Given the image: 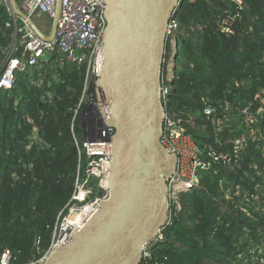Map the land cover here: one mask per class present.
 Wrapping results in <instances>:
<instances>
[{
    "label": "built area",
    "instance_id": "obj_1",
    "mask_svg": "<svg viewBox=\"0 0 264 264\" xmlns=\"http://www.w3.org/2000/svg\"><path fill=\"white\" fill-rule=\"evenodd\" d=\"M6 1L0 0V4L5 5ZM229 1L233 9L222 10L215 23L226 37L233 34V25L241 22L248 11L241 0ZM56 3L57 0H20L19 5L30 18L45 16L51 19ZM104 9L102 0H61L55 35L49 41L37 37L24 22L17 25L18 20L10 16L13 40L0 67V90H10L16 74L48 63L53 56L58 57L60 66L68 62L85 69L82 92L70 127L78 156L73 192L56 216L48 249L27 264H42L51 251L68 241L73 230L84 226L100 202L108 197L113 130L106 125L105 108L97 98V81L103 61ZM256 19V15L249 17V23ZM201 30L197 25L182 26L175 15L170 17L165 28L159 89L163 107L160 143L168 154L175 156V172L166 180L168 209L164 224L142 246L137 264H169L166 257L151 262L153 250L166 243V230L176 215L187 217L182 195L193 190H203L210 195L200 184L201 173L217 179L215 193L210 196L216 210L211 235L224 230L226 234L231 225L240 226L233 244L235 252L223 259L225 263L264 264V85L253 93L250 91L252 81L259 82L260 78L246 74L233 80L223 98L216 103H204L200 122L190 111H170L165 107L170 83L178 69V39ZM250 31L251 25L246 33ZM19 49L20 55L16 56L14 53ZM76 117L80 140L73 131ZM193 130L199 139L193 136ZM85 209H88L87 216L77 218ZM186 224L191 226L188 221ZM208 239L216 247L218 245L217 249L229 250L230 241L223 245L212 236ZM13 260L8 249L1 251L0 264H12ZM205 264L223 262L210 259Z\"/></svg>",
    "mask_w": 264,
    "mask_h": 264
},
{
    "label": "trees",
    "instance_id": "obj_2",
    "mask_svg": "<svg viewBox=\"0 0 264 264\" xmlns=\"http://www.w3.org/2000/svg\"><path fill=\"white\" fill-rule=\"evenodd\" d=\"M241 1L248 11L226 37L215 23L222 10L233 9L229 0H180L175 8L178 22L202 30L178 39V69L170 83L168 110L190 111L200 122L204 103L223 98L233 80L258 76L259 82L252 81V93L264 85V1ZM255 15L257 19L249 23ZM249 25L251 31L246 33ZM12 40L11 17L0 4V67ZM14 54L19 56L18 51ZM84 73V67L73 63L60 66L53 56L48 63L16 74L10 90H0V253L8 249L12 264H27L48 249L56 216L73 192L78 156L70 127ZM73 131L80 140L77 117ZM192 134L199 139L195 130ZM216 183V177L201 173L200 184L210 195L203 190L182 195L187 217L173 218L166 243L153 250L151 262L166 257L169 264H205L210 259L228 264L223 259L235 252L240 226L211 235L216 210L210 196ZM211 236L223 245L230 241L229 250L217 249L208 239Z\"/></svg>",
    "mask_w": 264,
    "mask_h": 264
},
{
    "label": "water",
    "instance_id": "obj_3",
    "mask_svg": "<svg viewBox=\"0 0 264 264\" xmlns=\"http://www.w3.org/2000/svg\"><path fill=\"white\" fill-rule=\"evenodd\" d=\"M60 1L47 34L17 0L5 5L12 18L49 41L55 35ZM102 2L105 29L97 98L113 130L108 197L42 264H137L142 246L164 224L168 209L166 180L175 172L176 159L160 143L159 89L165 28L180 0Z\"/></svg>",
    "mask_w": 264,
    "mask_h": 264
},
{
    "label": "rangeland",
    "instance_id": "obj_4",
    "mask_svg": "<svg viewBox=\"0 0 264 264\" xmlns=\"http://www.w3.org/2000/svg\"><path fill=\"white\" fill-rule=\"evenodd\" d=\"M32 19L40 30H44L46 34L49 32L51 25V19L49 17H33Z\"/></svg>",
    "mask_w": 264,
    "mask_h": 264
},
{
    "label": "bare ground",
    "instance_id": "obj_5",
    "mask_svg": "<svg viewBox=\"0 0 264 264\" xmlns=\"http://www.w3.org/2000/svg\"><path fill=\"white\" fill-rule=\"evenodd\" d=\"M88 209H85L82 214L78 215L77 218L82 219V217L87 216Z\"/></svg>",
    "mask_w": 264,
    "mask_h": 264
},
{
    "label": "crops",
    "instance_id": "obj_6",
    "mask_svg": "<svg viewBox=\"0 0 264 264\" xmlns=\"http://www.w3.org/2000/svg\"><path fill=\"white\" fill-rule=\"evenodd\" d=\"M41 31H43V32H44V30H41Z\"/></svg>",
    "mask_w": 264,
    "mask_h": 264
}]
</instances>
